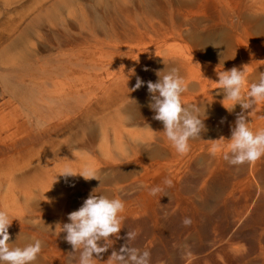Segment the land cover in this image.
<instances>
[{
  "label": "rangeland",
  "instance_id": "1",
  "mask_svg": "<svg viewBox=\"0 0 264 264\" xmlns=\"http://www.w3.org/2000/svg\"><path fill=\"white\" fill-rule=\"evenodd\" d=\"M233 67L245 70V93L264 73V0H18L0 7V72L11 69L25 87L22 94L10 87L14 98L0 100L10 102L0 115V210L13 219L10 246L40 239L34 264H76L60 225L94 192L125 203L119 238L110 237L96 264L127 243L128 231L137 233L133 246L150 251L151 264H230L208 256L233 232L230 250L262 262L259 223L253 216L235 222L264 192V157L236 167L221 150L212 153L214 145L226 150L241 112L239 104L224 107L231 103L217 84V72ZM172 68L187 85L182 102L200 109L206 128L184 155L148 106L147 82ZM137 77L145 83L131 91ZM247 111L249 127L264 128V102ZM65 167L92 169L99 180L66 178ZM153 188L161 191L152 195ZM220 235L226 238L214 245Z\"/></svg>",
  "mask_w": 264,
  "mask_h": 264
},
{
  "label": "clouds",
  "instance_id": "2",
  "mask_svg": "<svg viewBox=\"0 0 264 264\" xmlns=\"http://www.w3.org/2000/svg\"><path fill=\"white\" fill-rule=\"evenodd\" d=\"M164 71V70H163ZM157 72L156 82L148 81L147 90L150 94L149 108L155 113L153 119L162 122L163 133L171 142L175 151L184 155L190 150L189 141L201 138V133L206 130L204 119L200 118V109L196 106H185L182 102V94L187 91L185 80L179 75L178 70L172 68L160 75ZM220 90L224 94L225 101L231 103V108L224 107L232 112L237 104L241 106V112L237 114L235 126L231 129V138L227 141L226 150L220 145H214L213 155L218 150L232 166H242L253 163L264 157V128L253 131L249 127L247 110L264 102V73H261L257 82L251 83L249 90L245 93L246 84L245 70L236 67L229 70L217 72ZM145 82L139 77L131 91L139 89ZM64 177L82 176L85 180L97 179L95 171L84 169L74 171L71 167H65L60 174ZM168 186L171 180H166ZM161 189H151L152 195ZM125 209L124 201L119 198H109L106 195H89L82 206L68 214V223L61 226V232L66 233L64 239L72 246L71 258L76 264H96L113 245L110 237L119 238L123 225V217L120 215ZM13 222L9 214L0 210V264H34L42 250V241L34 239L23 247L10 246L9 228ZM183 224H191L190 218H184ZM137 233L127 232V243L119 249L113 250L106 264H151L150 251H141L133 246ZM76 253L79 255L76 256Z\"/></svg>",
  "mask_w": 264,
  "mask_h": 264
},
{
  "label": "bare ground",
  "instance_id": "3",
  "mask_svg": "<svg viewBox=\"0 0 264 264\" xmlns=\"http://www.w3.org/2000/svg\"><path fill=\"white\" fill-rule=\"evenodd\" d=\"M55 1V0H54ZM61 1V0H60ZM18 2V0H0V7H4V9H8L9 7H11L12 5H14V4H16ZM45 2V1H44ZM48 2H49V0H48ZM51 3H52V1H51ZM19 4H21V3H19ZM18 4V5H19ZM46 4V3H45ZM57 5V4H56ZM17 6V5H16ZM45 6V5H44ZM55 6V5H54ZM55 8V7H54ZM46 9V8H45ZM49 10V9H48ZM36 11V10H35ZM69 67H72V65L71 66H69ZM78 65H77V68L76 69H78ZM64 69V68H63ZM69 69V68H68ZM13 70V69H12ZM11 71V69H2V71L0 72V88H1V92H0V100H4L5 98H7V97H13L14 98V93H11L12 91V89L10 88V87H13V88H17L18 90V93H25V92H23V89L22 88H25L23 85H21L20 83V81H18V82H16L15 81V79H14V77H12L11 75L13 74L12 72H10ZM65 72V71H64ZM66 74L68 73V72H65ZM69 74H70V72H69ZM72 74V73H71ZM55 86V85H54ZM26 90V89H25ZM66 99H69V98H66ZM51 101H53V99L51 100ZM57 102V101H56ZM8 103L10 104V102L9 101H7V102H5L4 104H1L0 105V115L3 113V110H4V108L3 107H5V106H8ZM55 103V102H54ZM63 105V104H62ZM38 107V106H37ZM54 110V109H53ZM4 118H5V116H4ZM34 123H35V121H33ZM246 165H248V164H246ZM245 165V166H246ZM252 165V164H251ZM256 167V166H255ZM240 170V169H239ZM205 190H206V188L204 187L203 188V192L201 191L200 192V198H203V196H205ZM220 195V194H219ZM255 199H254V201L250 204V205H247L246 207H245V209H244V211L245 212H243L242 214V216L241 217H239V219L235 222V224H239V223H243V222H246V221H249L250 219H251V217L253 216L254 217V219L259 223L258 224V226H255V227H257V229L259 228V230H257V232H256V229H255V231H254V233H255V235L257 236V238L258 239H260V240H257L260 244H262L263 242H264V192H263V194H261L257 199H256V197H254ZM252 205H253V207H252ZM251 209V210H250ZM253 214V215H252ZM254 220V221H255ZM235 224H234V227H235ZM240 225V224H239ZM238 225V226H239ZM253 225H254V223H253ZM257 225V224H256ZM237 227V226H236ZM251 227V226H250ZM254 227V226H253ZM253 231V230H252ZM247 234V233H246ZM250 234H252V233H250ZM235 235H236V233H234L233 232V234L231 235V237L229 238V240L226 242V244L228 245V246H226V244H221L220 245V248L218 249V250H216L217 252L216 253H212V255L210 254V256H208V258H210V261L211 262H215L218 258H227V260H228V262L230 263V264H264V260H262V262H259V260H257V259H255V261L252 259H250L251 261H249V262H247L246 260H247V257L248 256H243L244 258H239L238 256L239 255H241V254H239L238 253V249H237V251H236V249L235 248H232V250L235 252L234 254H232V252L233 251H231L230 250V247H231V244L230 243H232L233 242V240H235ZM243 235V234H242ZM241 235V236H242ZM222 235H220V238L219 239H213L214 240V245H215V242L216 243H218V242H222V241H224V239L226 238H224V237H221ZM227 236V235H226ZM249 237L251 236V235H248ZM237 237H240V233H238L237 234ZM244 237V236H243ZM243 237H241V238H243ZM248 237V238H249ZM252 237V236H251ZM216 238V237H215ZM245 238V237H244ZM254 239H255V236H254ZM212 240V241H213ZM242 240V239H241ZM244 240V239H243ZM248 240V239H247ZM218 241V242H217ZM226 241V240H225ZM256 241V242H257ZM249 242H250V246H251V241H250V239H249ZM255 242V241H254ZM253 242V243H254ZM212 243V242H211ZM248 243V242H247ZM232 244H235L234 242L232 243ZM257 244V243H256ZM213 245V246H214ZM254 246H255V244H254ZM250 249H251V247H250ZM253 249H256V248H254L253 247ZM257 250V249H256ZM243 251V250H242ZM248 251V250H247ZM252 251H254V250H252ZM251 251V252H252ZM249 252V251H248ZM250 252V253H251ZM237 253L239 254V255H237ZM253 253V252H252ZM200 254H202V253H200ZM199 254V255H200ZM253 254H255V252L253 253ZM244 255V254H243ZM248 255V254H247ZM209 260V259H208ZM203 261V260H202ZM201 261V262H202ZM205 263V262H204ZM207 263V262H206Z\"/></svg>",
  "mask_w": 264,
  "mask_h": 264
}]
</instances>
